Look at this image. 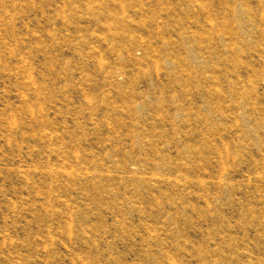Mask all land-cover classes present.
I'll list each match as a JSON object with an SVG mask.
<instances>
[{"label": "rangeland", "instance_id": "rangeland-1", "mask_svg": "<svg viewBox=\"0 0 264 264\" xmlns=\"http://www.w3.org/2000/svg\"><path fill=\"white\" fill-rule=\"evenodd\" d=\"M0 264H264V0H0Z\"/></svg>", "mask_w": 264, "mask_h": 264}]
</instances>
